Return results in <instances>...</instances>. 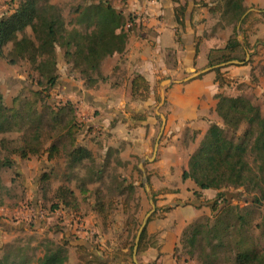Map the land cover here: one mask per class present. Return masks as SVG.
Masks as SVG:
<instances>
[{
    "label": "rangeland",
    "instance_id": "374dc122",
    "mask_svg": "<svg viewBox=\"0 0 264 264\" xmlns=\"http://www.w3.org/2000/svg\"><path fill=\"white\" fill-rule=\"evenodd\" d=\"M117 1L119 0H39V4L48 2L58 7L67 24V35H73L74 31H71L73 28L80 34H87L94 27L97 28L98 22H94L98 16L97 11H106L107 7H110L117 12L114 8ZM22 2L23 0H0V18L9 17ZM210 16L209 19L200 21V25H204L205 36L216 35L218 43L229 37H235L233 26H227L225 23L218 26L219 16ZM258 21V18H248L244 33L240 31L242 25L240 26L238 35L242 42L244 36L252 33L259 25ZM124 22L123 19L121 26ZM27 35L34 37L30 28L27 29ZM61 43L55 48L57 61L55 74L58 75V79L53 88L48 87L47 79L31 62L18 60L15 64L10 63L12 44L5 49L6 57L0 58V92L5 106L24 111L26 115L25 127L19 124L15 131L0 134V264H38L49 247L63 245L65 239L69 243L66 246L68 261L65 264H79L80 258H87L88 253L76 247L78 243L84 244L86 250L99 257L103 263L134 264L130 246L135 244L137 232L145 216L152 209L151 197L156 204V212L149 224L153 225L158 220H164L170 210L181 205L194 208L188 215L184 213L186 219L190 216L194 217L196 211L198 217L186 225L180 236L176 237L178 239L173 255L170 254L168 262H144L142 258L144 251H142L141 255L138 254L139 263L236 264L237 254L244 250H254L264 255V203L260 206L253 205L252 198L241 191L223 192V199L230 201V206L236 209L222 215L221 217L229 215V219L224 218L221 223L218 220L225 206L222 199H218L219 191H199L200 197L193 194V198L184 200L180 197L183 194L179 189L180 182L161 184L146 173L150 186V192H147L144 174L135 167L130 175L129 168L123 166L120 157L117 158L115 154L108 156L111 149L106 153V158L111 159V165L101 174L103 179H100L98 173L103 164L101 162L106 160L102 153H96L95 163L85 161L83 165L75 168L70 167L65 154L50 161L47 154L22 160L19 156L9 153L12 148L23 146L22 140L26 129L31 128L33 134L35 120L38 117H34V111L47 118L49 113L58 112L67 102H71L66 97H61L60 84L64 82L62 80L69 79L72 74H78L80 78L89 75L86 71L85 74L82 73L83 68H77L75 65L72 52L76 44L66 47ZM262 46L258 44L259 50H262ZM255 56L256 54L253 53L248 58L246 55H241L245 64L250 63V80L259 84L260 78L264 79V65H262L264 59L260 61ZM262 57L264 58V54ZM52 73L54 74V71ZM158 98L157 104L160 102V95ZM74 110L72 117L67 118L70 122L65 120L61 124L53 125L47 123L49 121L47 119L41 131L40 142H43V148L46 149L55 142L59 133H70L71 139L78 144L79 133L88 132L92 135V142L98 144L96 140L100 137L98 134L100 131L91 123L82 122V117L77 115L76 109ZM28 114L32 115L31 119H28ZM243 130L245 127L240 134ZM8 158L15 162L12 168L1 165ZM44 174H49V180L42 179ZM125 179L127 181L125 187L129 185L134 187L133 190H127L121 195V190L116 189V186ZM61 186H67L75 191L76 204L72 202L67 207L56 198L58 188ZM97 190L105 196L107 208L104 215L96 210ZM55 205L58 206L57 209L53 208ZM213 205L217 208L216 212L213 210ZM202 218L203 221L197 225L201 229H206L207 226L211 231L212 228L216 226L221 228L224 224L222 231L217 235L218 239L210 233L208 241L204 240L202 235H198L195 242L191 241L194 232L192 225ZM176 220L180 222V217ZM227 224L229 231L226 230ZM166 231L168 232V229ZM160 233L161 231H156L150 235L148 232L145 243L147 249L150 246H158ZM170 233L177 236L178 230L172 228ZM221 238L223 246H218Z\"/></svg>",
    "mask_w": 264,
    "mask_h": 264
},
{
    "label": "crops",
    "instance_id": "0c3cea01",
    "mask_svg": "<svg viewBox=\"0 0 264 264\" xmlns=\"http://www.w3.org/2000/svg\"><path fill=\"white\" fill-rule=\"evenodd\" d=\"M202 2L209 0H119L114 8L125 20L122 26L113 24L114 27L108 30L99 20V29L94 27L88 35L72 29L77 34H73L71 39V46L76 44L72 52L75 65L89 75L80 78L78 74H72L69 79L62 80L61 97L71 101L82 122L91 123L100 131L96 140L98 144L92 142L91 133L80 132L76 145L92 151L94 158L96 153H102L105 159L107 151L113 149L112 153L120 157L123 166L129 168L130 175L135 167L139 169L143 161L152 157L162 126L157 113L162 82L167 79L181 81L210 68V61L220 57L230 39L218 43L216 35H204V25H200V21L211 16L202 7ZM245 6L249 18H258L259 25L244 37L243 42L238 38L242 44L238 53L240 57L246 55V58L253 53L263 61L264 0H245ZM182 10L184 17L180 15ZM129 23L132 26L127 29L125 25ZM95 30L101 39L97 57L90 54L89 47L91 38L97 32ZM258 44L263 45L262 50H259ZM234 61L238 63L221 69L224 84L217 80L218 74L212 70L165 89L166 101L160 111L166 117V128L157 157L154 162L146 161L145 172L161 184L180 182L179 189L183 194L179 196L184 200L193 198L194 192L198 191L192 180L184 182L182 179L190 156L212 124L223 126L216 111L219 97L248 96L264 114V79L261 77L259 84L253 83L250 80V63ZM139 75L148 82L149 92L134 98L133 81ZM192 209L191 206L181 205L170 210L164 220H158L153 225L148 223L150 235L156 231L161 233L158 246L143 252L144 262L169 261L178 239L176 237L198 217L196 211L194 217L186 219L184 213L188 215ZM178 217L180 222L176 220ZM172 228L178 230L177 236L170 233Z\"/></svg>",
    "mask_w": 264,
    "mask_h": 264
},
{
    "label": "trees",
    "instance_id": "16d2710c",
    "mask_svg": "<svg viewBox=\"0 0 264 264\" xmlns=\"http://www.w3.org/2000/svg\"><path fill=\"white\" fill-rule=\"evenodd\" d=\"M201 4L202 7L208 10L210 15L219 16L218 26H222L224 23L227 26H233L236 33L234 38L229 39L220 57L212 59L209 65L214 67L234 60L244 61V58L240 57L238 53L242 48V44L238 39V27L242 25L240 31L244 33L245 24L250 16L248 14L243 18L248 11L245 6V0H209V2H202ZM97 12L98 19H94V22L101 20L103 26L107 27L108 30L114 27L113 24L121 25L123 19L110 7H107L106 11L98 10ZM180 15L184 17V10L180 11ZM179 21L183 24L181 20ZM96 25L98 30V24L96 23ZM29 28L33 32V38L27 35V29ZM67 33L66 21L58 7L48 2L40 5L39 0H23L13 14L9 17L0 18V58L6 57L5 49L12 44L10 63L15 64L18 60L31 62L37 66V70L47 79L48 87L53 88L58 79V75L55 74L57 69L55 48L61 42L66 47L72 45V34L67 35ZM100 42L101 39L97 31L89 43L90 54L96 57L99 56ZM221 69H215V71L218 74L217 80L224 84L225 81L222 77ZM53 71L54 74L52 73ZM46 73L48 74L46 75ZM147 92H149V84L146 79L140 75L136 76L133 81V97H142ZM74 109V105L71 102H67L58 112L49 113L47 118L34 111V117H38L35 120L36 126L33 134L31 133V128L26 129L22 140L23 146L12 148L9 153L19 156L22 160L30 159L32 156L47 154L50 161L58 158L61 154H65L71 168L81 166L85 161L95 163L92 151L84 146L76 145L75 140L71 139L70 133L57 134L56 141L46 149L43 148V142H40L41 131L47 119L49 120L47 123L50 122L53 125L61 124L68 120L67 118L72 117L75 113ZM216 111L223 121V126L211 125L199 147L190 156L188 168L183 172L182 179L184 182L187 180L194 182L199 189L194 192V195L198 197L201 196L199 191H219L218 199H222V203L225 206L218 220L220 222L221 220L224 221V218L226 220L229 219V215L228 217H221L222 215L228 212L231 213L232 210L236 209L230 206V201L223 199L224 191H241L246 196H250L252 204L256 206L264 203V114L261 107L245 95L236 97L220 96ZM31 117L32 115L28 114V119H31ZM25 119L24 111L5 106L4 98L0 92V134L15 131L19 124L25 127ZM68 122H70V119ZM243 127H245V130L240 134ZM3 144L4 142L2 141ZM112 151L108 152V156H112ZM14 163L13 160L8 158L1 165L12 168ZM110 165L111 159L108 157L98 170L100 179H103L101 174L105 173V170ZM49 177V174H44L42 179L47 181ZM119 183L116 189L121 190V195H124L127 190H133V185L124 186L127 183L126 179ZM96 194V210L101 215H104L107 208L105 196L102 195L100 190H97ZM56 195V198H59L67 207L72 202L74 204L77 203L75 191L67 186L59 187ZM216 205L215 202V207ZM57 207V205L53 206L54 209H57ZM215 207L213 205L214 212L217 209ZM240 219L244 220L243 217H240ZM202 221L203 218L193 223L194 232L191 236V241L195 242L198 235H202V238L207 240L210 233L214 234V238L218 239L217 235L222 231L224 224L221 228L216 226L210 231L207 226L206 229L197 227L198 223ZM226 230L229 231L228 224L226 225ZM147 235L146 229L140 240L138 254L147 250L145 245ZM222 241L223 239L218 242V246H223ZM68 245L69 243L66 239L63 245H52L47 249L38 264H65L68 261L66 248ZM134 245L133 243L130 246L131 252L134 249ZM76 247L84 253H88L87 258H80L79 264H108L101 262L99 257L89 253L84 244L78 243ZM235 262L236 264H264V255L254 250H244L237 254Z\"/></svg>",
    "mask_w": 264,
    "mask_h": 264
},
{
    "label": "water",
    "instance_id": "95a60500",
    "mask_svg": "<svg viewBox=\"0 0 264 264\" xmlns=\"http://www.w3.org/2000/svg\"><path fill=\"white\" fill-rule=\"evenodd\" d=\"M247 15H248V12L246 13V15L243 18H245ZM239 28H240V25H239L238 29ZM239 38H240V36H239ZM236 63H238V62L237 61H231V62H228V63H223V64H220V65H216L214 67H210V68H207V69H205L203 71H200V72H197L195 74H192V75L188 76L187 78H185L184 80H181V81H173V80L167 79V80H164L162 82L161 100H160V103H159V106H158V111H157L158 115L160 116V118L162 120V126H161L159 135L157 137V140H156V143H155V146H154L153 155H152L151 158H147L146 161L154 162V160L156 159L157 154H158V150H159V146H160V142H161V139H162V137L164 135V131H165V128H166V117L160 111L164 107L165 101H166L165 89L168 88L169 86H171L174 83L188 82V81L193 80V79L201 76L202 74H205V73L210 72L212 70L223 68V67H226V66H229V65H234ZM146 161H143L140 164L139 169L144 174V179L146 181V183H145L146 190H147V192H150V186H149V183L147 181L145 167H144ZM150 203H151L152 209L145 216V218H144V220H143V222H142V224H141V226H140V228H139V230L137 232L136 238H135V245H134V249H133V261H134V264H141V263H139V260H138V249H139L140 240H141L142 234L147 229V226H148V223H149L151 217L156 212V204L154 203V200H153L152 197L150 198ZM143 264H146V263H143Z\"/></svg>",
    "mask_w": 264,
    "mask_h": 264
},
{
    "label": "built area",
    "instance_id": "2783aa9c",
    "mask_svg": "<svg viewBox=\"0 0 264 264\" xmlns=\"http://www.w3.org/2000/svg\"><path fill=\"white\" fill-rule=\"evenodd\" d=\"M146 1H148V2H157V0H146ZM131 26L132 25L129 23V24L126 25V28L129 29V28H131Z\"/></svg>",
    "mask_w": 264,
    "mask_h": 264
}]
</instances>
